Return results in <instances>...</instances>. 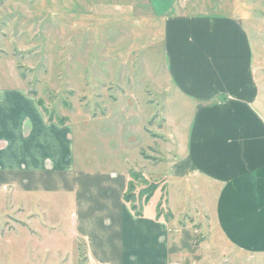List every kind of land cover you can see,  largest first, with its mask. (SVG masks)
Here are the masks:
<instances>
[{
	"label": "crops",
	"instance_id": "1",
	"mask_svg": "<svg viewBox=\"0 0 264 264\" xmlns=\"http://www.w3.org/2000/svg\"><path fill=\"white\" fill-rule=\"evenodd\" d=\"M35 1L38 13L51 17L59 11L82 27L88 16L84 5L89 6L92 0ZM144 1L154 18L155 8L179 12L162 18L160 47L166 77L160 89H155L149 78L152 90L147 86L146 104L152 106L155 100L160 112L164 111L162 95L169 98L175 93L190 101L194 110L184 140L163 129L161 135L168 136V142L177 140L176 153L171 163L167 158L162 161L168 166L162 174L163 168L160 170L159 187L143 205L142 216L137 217L124 200L130 173L138 171L140 160L95 172L84 164L78 166L71 121H49L38 97L20 78L17 62H7L5 55V61H0V76L6 75V81L0 83V188L12 189L21 198L48 194L66 203L71 198L75 228L68 238L76 257L74 264H200L201 253L194 246L196 231L178 225L181 212L170 209L173 193L185 203L191 189L198 202L206 196L212 202L215 223L231 248L249 257H264V105L258 99L264 65L260 68L261 58L255 60L250 53L253 46L243 18L231 13H188L201 10L192 0H174L166 9L168 0ZM95 4L98 10L106 5L102 0ZM130 78L124 82L127 90H118L124 94L114 97L112 106L129 98ZM150 95L154 100H149ZM109 117L105 113L82 118V137L90 120L102 122ZM160 119L167 125L163 114ZM117 127L120 135V131L126 132V127ZM165 152L169 155L167 149ZM170 179L177 180L175 191L169 189L173 187ZM152 200V207L146 210ZM160 202L164 204L161 209L171 210L169 219L158 217ZM32 231L24 247L33 236L45 234ZM46 231L51 232V243L62 242V231ZM78 244L84 248V261ZM32 250L34 255L38 248ZM50 250L44 246L43 251ZM40 256L29 255L30 263L38 260L37 264H46L44 254Z\"/></svg>",
	"mask_w": 264,
	"mask_h": 264
},
{
	"label": "rangeland",
	"instance_id": "2",
	"mask_svg": "<svg viewBox=\"0 0 264 264\" xmlns=\"http://www.w3.org/2000/svg\"><path fill=\"white\" fill-rule=\"evenodd\" d=\"M102 1L106 5L99 10L96 9L97 0H92L89 6L84 5L88 16L86 24L80 27L75 18L71 20V16L59 14V11L57 16L51 17L38 13L35 0H0V61L17 62L20 78L29 92L38 97L47 117L63 123L71 121L78 166L84 164L89 171L95 172L96 169L131 165L140 160L142 165L133 172L131 184L143 200L142 195L148 192L150 184L160 182V170L163 168L162 174L168 166L162 161L166 158L170 163L174 161L177 140L175 144L168 142V136L161 135L163 129L171 136H183L184 140L193 116L192 103L175 93L169 98L161 94L165 112H160L152 95L149 98L154 100L152 106L146 104L149 78L153 79L151 85L160 89L166 77V62L160 47L162 18L179 12L171 8L170 11L155 8L154 18L144 0ZM173 1L168 0L164 9ZM192 3L201 10L189 11L191 14L231 13L242 17L243 27L253 46L250 53L255 60L261 58L259 66L262 68L264 0H192ZM211 7L218 8V11ZM3 55L8 57L2 59ZM119 68L126 73L118 71ZM4 76H0V83L6 81ZM128 78L131 79L129 98L112 106L116 100L114 97H119L121 92L124 94L123 90H118L126 89L124 82ZM260 88L258 99L264 105V82ZM149 90L152 89L149 87ZM157 103L161 105L162 102ZM105 113L110 119L102 122L90 120L86 135L82 137L85 124L82 118ZM160 113L168 119L167 125L160 119ZM117 125L126 127V132L120 131V135ZM101 127H109V130L101 131ZM140 147H143L141 157ZM165 149L169 155L165 154ZM170 183L173 187L169 189L175 191L177 180L170 179ZM192 193L191 189L188 194L191 197L185 203L173 193L170 209L176 214L181 212L178 225H188L196 231L194 246L200 250V264L264 262L260 255L249 257L231 248L215 223L212 202L206 196L200 203ZM27 197L21 198L12 189L0 188V264H37L38 260L30 263V257L36 254H44L46 264H74L76 257L68 238L75 228L71 198L68 197L66 203L61 197L48 194H36L33 199ZM152 203L153 200L146 210L152 207ZM161 205L164 206L160 202L157 208L161 215L165 219L172 217L171 210L161 209ZM32 230H41L45 234L33 236L30 245L25 246L29 248L25 253L23 244H27ZM45 230L62 231V242L51 243V232ZM33 246L38 248L34 255ZM44 246L51 247V250L43 251ZM78 247L84 261V248L79 244Z\"/></svg>",
	"mask_w": 264,
	"mask_h": 264
},
{
	"label": "trees",
	"instance_id": "3",
	"mask_svg": "<svg viewBox=\"0 0 264 264\" xmlns=\"http://www.w3.org/2000/svg\"><path fill=\"white\" fill-rule=\"evenodd\" d=\"M42 110L44 111L43 108H42ZM44 113H45V111H44ZM48 120L49 121H52L53 119H51V118L48 117ZM59 123H63V122H60L59 121ZM150 160H151V158H150ZM133 176H134V173L131 172L130 173L131 179L133 178ZM137 178H139V177H137ZM158 187H159V185L157 183L156 184H150L149 189H148V192H146L145 196L142 195L143 198H144L142 200V197L139 196L138 194H136V192L133 190V187H132L131 182L129 183L127 192H126V194L124 196V200H125V202L127 204L130 205L131 210L134 212V214L137 217L142 216V208H143V205L146 204L149 201V199L152 197V195L154 194V192L157 190ZM139 203L141 204V206L138 205ZM160 216H161V212L158 211V217H160Z\"/></svg>",
	"mask_w": 264,
	"mask_h": 264
}]
</instances>
